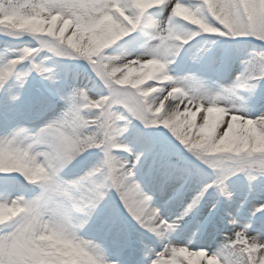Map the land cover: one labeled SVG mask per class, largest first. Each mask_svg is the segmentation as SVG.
<instances>
[{"label": "snow or ice", "instance_id": "6c2138e0", "mask_svg": "<svg viewBox=\"0 0 264 264\" xmlns=\"http://www.w3.org/2000/svg\"><path fill=\"white\" fill-rule=\"evenodd\" d=\"M156 8H162L168 14L169 22L180 18L176 13L203 19L201 10H206L212 17L211 28L192 32L189 41L202 33L255 38L264 42V0H217L216 5H209L208 0H200L196 7L184 0H175V3L171 0H9L7 10L0 8V36L5 37V48L12 40L26 34L32 37L47 36L55 29L57 17L62 16L63 22L56 35L49 39L68 43L76 41L77 52L76 55L57 56L81 59L87 64L83 75L77 73L69 78L66 72L63 76L53 74L51 68L34 59L42 49L56 54L48 40L40 42L38 47L25 44L16 49L13 55H6L0 60V102L15 105L22 97L25 98L29 101L26 109L31 113L26 121L38 124L47 120L46 117L54 113L61 103L74 100L77 95L81 101L87 100L83 93L75 91L78 86L98 88L97 81L103 79L111 90L110 98L122 106L130 117L129 123L137 120L144 128L160 126L151 134L137 130L134 152L127 146L118 149L122 153L131 152L134 155L131 162L127 160L126 168L109 161L111 174L108 179L114 191L96 210L83 234L87 239L64 238V250L58 249L57 255L41 260L40 264H105V251L108 247L118 248L122 253L130 251L134 259L128 264H203L212 259L217 260L218 264H238L237 254L229 251L227 246L216 249L214 258L205 257L203 250L212 248L203 241L213 238L219 230L229 231V228L249 234L258 233L260 238H264V184L247 188L242 195L237 193L235 182L231 189L224 186L225 176L232 175L234 171H246L251 167L264 169V159L241 160L238 168L223 172L210 184L203 183L190 201L186 204L183 201V190L196 174V161L216 167L213 161L205 159V155L215 152L225 143L226 138L239 139L245 148L251 141L255 148L264 137V113L259 116L235 113L234 118L243 121L235 126L238 131L224 125L216 133L218 138L214 147L198 150L202 147L201 142L190 141L192 133L184 132L186 121L182 119L183 109L163 120L148 119L142 101L137 98L139 93L123 92V81L113 88L111 74L108 73L106 78L103 70L89 59L96 51L93 45L99 46L101 39L111 34L116 35V43L123 38H133L131 34L139 30L166 44V38L160 31V23L147 15L149 10ZM53 9H56L55 13ZM45 12L49 15H43ZM46 24L50 27L45 28ZM69 28L71 31H68ZM251 59L255 64L250 70H245L247 74L241 72L236 77L234 87H244L251 79L264 80V49L254 53ZM24 61L30 63L29 69L16 74L15 79L10 81L16 66ZM257 67L261 70L259 73L255 71ZM161 69L167 72L163 64ZM32 71L38 75L39 80L33 78V86L25 90V82ZM168 79L165 76L163 82ZM153 83L159 85L162 81L156 80ZM180 86L182 90H199L187 80H182ZM225 91L230 92L232 89ZM73 111L75 112V108ZM16 122L18 121L14 119L6 120L0 123V127L7 129ZM25 134V129H16L9 136L0 138V154L18 156L21 159L28 157L31 145L24 143ZM43 172L41 166L36 164L32 178H39ZM89 179L90 177H84L80 183L85 184ZM213 187L215 199L211 202V209L198 208L205 193ZM42 188V195L45 197L62 198L73 205H79L76 193L57 183L53 176L44 174ZM22 190L18 181L0 182V205L7 206L9 198ZM169 192L164 203H179L181 210L178 213L169 212L163 205L158 208L153 204L154 195L158 193L163 196ZM212 195L213 193H209V196ZM91 197L93 200L99 199V190H94ZM173 232L174 240L169 239V234ZM157 241L159 250L154 247ZM252 247L257 249L260 245L254 244ZM85 256L88 261H85ZM259 259L253 253L249 264H254Z\"/></svg>", "mask_w": 264, "mask_h": 264}, {"label": "clouds", "instance_id": "9594fccd", "mask_svg": "<svg viewBox=\"0 0 264 264\" xmlns=\"http://www.w3.org/2000/svg\"><path fill=\"white\" fill-rule=\"evenodd\" d=\"M171 2L175 3V0ZM208 3L216 5L217 0H208ZM8 7L9 0H0V8L7 10ZM52 11L55 13L56 9ZM43 15L48 16L49 13L45 12ZM201 15L203 19L176 13L180 18L171 22L161 21L160 31L166 38V44L154 39L153 43L140 51L106 52L117 39L115 34H111L103 37L99 46L93 45L96 51L89 57L103 70L106 78L108 73L111 74L113 88L123 81V92L139 93L137 98L142 101L148 119L163 120L183 109L181 115L186 121L184 132L192 133L190 141L201 142L202 147L198 150L214 147L218 138L216 133L224 125L238 131L235 126L243 121L235 119V113L251 116L241 105L244 99L241 93L251 94L260 83V80L251 79L244 87L237 88L234 87L237 82L235 78L230 87L215 92L189 88L182 90V79L171 74L170 66L176 63L184 45L191 39L192 32L211 28L212 17L203 8ZM62 22L63 17L58 16L52 32L47 36L34 37L37 41L36 47L40 42L48 40L56 56L76 55V41L68 43L64 40L49 39L56 35ZM48 27L50 25L46 24L45 28ZM68 31H71V28ZM192 62L198 63V57L189 56L188 63ZM162 64L167 72L161 69ZM253 64V59L246 60L241 72L250 70ZM51 69L54 74L55 69ZM192 71L191 68L186 69V73ZM255 71L259 73L261 70L257 67ZM165 76L169 77L167 82H163ZM156 80L162 83H153ZM97 84L98 88L78 86L75 91L83 93L87 100L81 101L77 95L42 123L18 121L0 131L2 138L9 136L16 129H25L24 143L31 145L29 156L23 159L0 154V174H5L0 175V182L18 181L23 189L9 198L7 206L0 205V264H40L41 260L57 255L58 249L64 250V238L87 239L83 234L87 231L96 210L114 191L108 179L111 174L109 161L127 167L128 161L121 157L118 149L126 146L132 148L124 140L125 134L130 131V117L118 111L119 105L110 98L111 90L104 80H98ZM230 88L232 91H225ZM262 113L264 109L255 116ZM249 126L251 127V124ZM89 155H94L95 159L87 166L76 169L77 163ZM205 159L216 164V167H210L215 171V179L227 170L238 168L241 160L264 159V137L258 141L255 148L252 147L251 141L245 148L239 139L226 138L225 143L215 152L205 155ZM36 164H39L44 172L39 178L33 179L32 173ZM44 174L53 176L57 183L73 190L79 205H73L62 198L43 196ZM236 175L242 177L248 188L264 184V169L251 167L246 171H234L232 175L225 176L226 189L230 188L228 182ZM84 177L90 179L81 184L80 181ZM97 189L99 199L93 200L91 193ZM254 244L260 247L253 249ZM223 246L237 254L238 264H249L253 253L260 257L254 264H264V238H260L258 233L249 234L229 228V231L222 234V239L215 248L203 250L205 257L214 258L216 249ZM84 259L88 261L87 256ZM105 264H117V261L109 260L105 254ZM203 264H218V261L206 260Z\"/></svg>", "mask_w": 264, "mask_h": 264}, {"label": "bare ground", "instance_id": "6f19581e", "mask_svg": "<svg viewBox=\"0 0 264 264\" xmlns=\"http://www.w3.org/2000/svg\"><path fill=\"white\" fill-rule=\"evenodd\" d=\"M199 72H200V70H199ZM204 72H205L204 70L201 71V73H203V74H204ZM201 73H200V74H201ZM206 74H207V73H206ZM198 79H199V80H203V77H198ZM219 85L221 86V88H223V87L226 85V82H225V83H219ZM219 85H217V86H219ZM220 86H219V87H220ZM224 88H226V86H225ZM198 89H199V88H198ZM200 90L209 91L210 89L207 90L206 88H203V89H200ZM211 92H215V91L213 90V91H211ZM11 119H12V118H11ZM162 214H163V212H162ZM158 243H159V241L156 242V244L154 245V247H156V245H157ZM124 260L128 262V260H127V256H124Z\"/></svg>", "mask_w": 264, "mask_h": 264}, {"label": "rangeland", "instance_id": "374dc122", "mask_svg": "<svg viewBox=\"0 0 264 264\" xmlns=\"http://www.w3.org/2000/svg\"><path fill=\"white\" fill-rule=\"evenodd\" d=\"M43 60H44V61H46V59H45V58L41 59L40 61H43ZM235 177L237 178V177H238V175H236ZM238 187H239V185H238ZM239 189H240V193H239V192H238V193H239L240 195H242V194H243V191H244V189H243V187H240ZM208 243L211 245V243H210V242H208Z\"/></svg>", "mask_w": 264, "mask_h": 264}]
</instances>
